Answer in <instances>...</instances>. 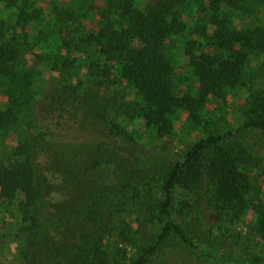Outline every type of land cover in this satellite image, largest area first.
Returning a JSON list of instances; mask_svg holds the SVG:
<instances>
[{"label": "trees", "instance_id": "trees-1", "mask_svg": "<svg viewBox=\"0 0 264 264\" xmlns=\"http://www.w3.org/2000/svg\"><path fill=\"white\" fill-rule=\"evenodd\" d=\"M5 1L22 13L28 0ZM104 1L127 21L117 28L105 16L98 35H92L106 62L91 65V84L86 90L58 80L48 119L17 146L13 155L17 160L12 165L0 160V200L20 199L23 220L16 237L23 264H108L119 243L116 236L133 242L123 231L134 226L143 240L135 264H147V255L168 256L172 239L200 258L242 264V253L220 256L211 252L177 219L175 186L182 173L208 158L210 152L225 154L227 159L221 164L210 160L208 171L213 176L217 170L227 169V205L240 204L237 212H243L248 206L243 197L246 186L234 187L229 180H245L234 173L235 167L256 159L251 148L258 142L249 144L244 134L246 130L264 132V98L252 108L254 118L235 130L199 139L160 177L144 173V150L135 133L118 121L120 115L142 118L165 136L172 131L171 116L177 109L187 111L196 122L202 97L224 98L226 88L241 78L249 53L261 48L252 35L228 28L221 15L223 3L238 9L241 0H209L207 8L199 2V11H209L203 15L214 31L206 37L209 50L193 52L191 42L186 48L199 80L196 96L178 91L168 52L171 39L185 28L183 13L191 0H156L144 10L137 8L136 0ZM4 25L0 19L1 39ZM199 26L206 33L207 25ZM19 58L18 44L3 42L0 72L24 85L30 75L20 73ZM123 81L136 89L137 99H120L118 82ZM101 120L104 125L97 126L95 121ZM14 121V108H0L1 127ZM225 143L227 150L222 147ZM103 172L106 184L98 183ZM256 233L264 239V217ZM116 251L119 254L120 248Z\"/></svg>", "mask_w": 264, "mask_h": 264}, {"label": "rangeland", "instance_id": "rangeland-1", "mask_svg": "<svg viewBox=\"0 0 264 264\" xmlns=\"http://www.w3.org/2000/svg\"><path fill=\"white\" fill-rule=\"evenodd\" d=\"M155 1L136 0V6L144 10ZM199 2H203L201 5L205 8L209 4V0L190 1L183 13L185 28L171 39L168 48L176 69L178 91L194 96L198 93L199 80L186 48L191 42L195 44L193 52L209 50L206 37L214 31V26L204 19L203 13L208 10L199 11L202 8ZM238 4L242 8L236 9L225 3L221 6L227 27L252 35L261 48L249 53L241 78L226 88L224 98L202 97L196 122L191 120L187 111L177 109L171 116L172 131L165 136L158 135L157 130L146 125L142 118L118 117L120 123L135 133L144 150L145 174L162 176L199 139L235 130L255 117L252 108L264 98V0H241ZM24 10L21 13L19 7L0 0V19L5 23V37L0 38V46L6 41L16 42L20 49V73L30 75L26 85H19L11 76L0 72V108L12 107L15 111L14 123L8 127L0 126V160L7 165L17 160L13 157L14 151L26 135L48 119L57 81L67 80L86 90L91 84V65L106 62L100 53L99 41L91 39L92 35H98L104 17L108 16L117 28L127 23L120 11L104 0H28ZM199 24L207 25L206 33ZM23 77L26 81L25 75ZM118 88L122 101L137 99L136 89L127 81L118 82ZM103 122L95 121L97 126L104 125ZM244 135L249 144L258 142L251 146L256 159L252 164L236 166L234 173L246 178L231 179L229 184L246 186L243 197L248 203L247 208L238 213L240 204L227 205V169L217 170L213 176L208 171L210 160L221 164L227 157L212 151L208 158L198 161L178 179L175 186L176 216L211 252L220 256L242 253V264H264V239L256 233V226L264 217V132L246 130ZM226 144L222 147L227 150ZM107 182L104 172L101 173L98 183ZM19 202L20 199L4 203L0 200L2 264H23L21 246L16 237L23 220ZM127 222L132 224L129 218ZM123 232L132 236L134 241L123 235L116 236L119 243L108 264H135L140 256L142 234L136 226ZM169 243L168 256L147 255V264H222L198 257L175 239ZM117 248H120L119 254H115Z\"/></svg>", "mask_w": 264, "mask_h": 264}]
</instances>
